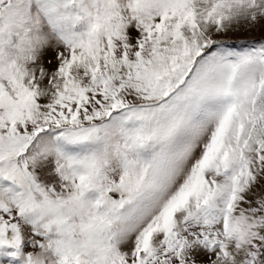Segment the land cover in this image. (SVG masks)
<instances>
[{"label":"snow or ice","instance_id":"1","mask_svg":"<svg viewBox=\"0 0 264 264\" xmlns=\"http://www.w3.org/2000/svg\"><path fill=\"white\" fill-rule=\"evenodd\" d=\"M0 264H264V0H0Z\"/></svg>","mask_w":264,"mask_h":264},{"label":"rangeland","instance_id":"2","mask_svg":"<svg viewBox=\"0 0 264 264\" xmlns=\"http://www.w3.org/2000/svg\"><path fill=\"white\" fill-rule=\"evenodd\" d=\"M239 39L251 41V40L259 39V35L258 34H245L243 37H239ZM240 46L246 47L248 46V44L243 43Z\"/></svg>","mask_w":264,"mask_h":264}]
</instances>
